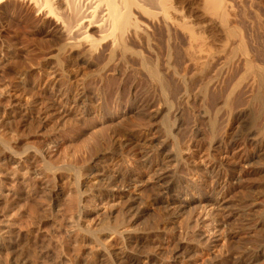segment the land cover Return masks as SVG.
<instances>
[{"label":"bare ground","instance_id":"obj_1","mask_svg":"<svg viewBox=\"0 0 264 264\" xmlns=\"http://www.w3.org/2000/svg\"><path fill=\"white\" fill-rule=\"evenodd\" d=\"M23 1L38 12L39 20L58 21L61 17L57 11H61L64 18L56 23V31L65 35L67 41L59 55L47 63L55 65L60 78L40 74L39 99L33 103L17 102L8 112V125L16 132L54 133L76 128L87 113L89 102L92 103L90 99L94 98L86 96L88 88L79 78L90 75L99 59H106L107 63L95 71V80L103 83L108 78L112 84L118 83V79L124 82L125 74L122 75L119 68L124 65L128 71H133L134 78L145 76L148 81L160 85L161 94L170 98L173 91L165 80L167 74L159 68V57L153 53L156 55L150 58L143 50L157 49L155 41L159 32H164L168 38L167 57L171 70H174L175 47L180 40L190 56L206 57L208 61L213 56L209 53L218 43L229 60L236 53L245 58V74L225 102L228 121L236 111L238 97L235 95L242 82L247 80L251 91L257 87L264 92V59L255 40L257 25L254 27L256 23L250 22L263 17L264 0ZM7 2L10 4L12 0H0V5ZM249 14H253L252 19L248 18ZM234 39L238 40L237 47ZM130 58L139 60L138 69L130 65ZM207 87L202 95L205 102L215 94L214 89L209 95ZM184 98L187 106L189 102H196L195 98ZM260 102L264 106V99ZM92 107L90 105L89 109ZM178 113L171 117L173 123L168 132V136L177 141L183 126L179 124L181 116ZM157 118L158 113L154 119ZM217 126L214 122L209 136L196 129L192 140L183 146L175 141L177 148L173 152L167 151L171 147L165 142L156 151L147 148L148 151H142L141 147L150 138L148 131L128 135L121 141L116 138L119 140L116 152L104 156L103 167L95 163L84 170L61 169L48 162L47 170L56 185L70 183L77 198L79 196L78 211L74 214L76 229L81 234V255L79 251L80 256H76V260L73 258L72 264H264V166H254L258 158L264 157V142L240 141L233 136L228 141L233 152L251 145L255 153L249 156L247 151L245 160L236 153L229 161L218 159L215 153L227 157L229 149L224 151L222 146L229 137V127L227 124ZM184 147L187 154L183 153ZM203 153L213 159L209 166L195 161ZM113 164L118 166L116 171H101ZM147 175L148 179L144 180ZM97 203L115 205L109 212L98 213L100 218L92 219L93 223L90 221L91 224L85 226V218L96 214L94 210L86 212L85 209ZM230 216L238 217L242 223L232 233L226 226ZM0 237L2 249L8 250L10 246L5 237ZM3 264L16 263L6 261Z\"/></svg>","mask_w":264,"mask_h":264},{"label":"rangeland","instance_id":"obj_2","mask_svg":"<svg viewBox=\"0 0 264 264\" xmlns=\"http://www.w3.org/2000/svg\"><path fill=\"white\" fill-rule=\"evenodd\" d=\"M23 2V0H12L10 4L7 2L0 5V236L5 237L8 247H11V249L9 247L10 250L4 251L2 237H0V264L6 261L16 264H67L70 262L72 264L74 259L81 255L79 244L81 234L75 226L79 196L77 198L75 189L70 183L56 185L53 176L47 170L48 162L61 169L74 167L84 170L95 166V163L103 167L104 156L109 157L116 152V142L119 141L117 139L121 141L126 136L135 135L141 131L151 133L148 136L151 140L148 139V143L141 147L142 151L146 148L150 149L149 151H156L161 144L169 143L167 145L171 148H167V151L173 152V150L176 151L178 141V144L181 143L182 146L188 143L186 141L190 142L195 136L196 129H201L209 136L214 122L216 126L218 125L217 127L225 126V124L229 127V137L222 146L224 151L229 149L227 157L222 153L217 155L215 153L218 159L229 161L231 156L237 154L239 158L245 160V156L255 153V148L251 145L245 149L241 148V151L233 152V148L228 144L233 136L240 141L264 142V106L259 104L264 99L261 97L264 96V92L257 90V87L253 89L254 92L251 91L247 87V80L242 82V86L240 85L238 95H235L238 97L236 111L233 112L231 120H227L229 115L225 109V102L230 92L234 90V85L236 86L240 77L245 74L243 73L245 58L236 53V56L229 60L230 58L224 55L222 50L224 48L221 49L222 45L217 42L218 47L217 44L214 47L218 49L212 48L213 51L209 53L210 57L213 55L212 57L215 58L211 57L212 60L209 57L208 61L206 57L201 59L198 55L190 56L188 50H185L187 48L184 42L180 40L175 47L177 55L172 63L174 71L168 64V38L164 32H159L156 36L158 50H143L150 58H154L156 54L159 57V68L165 75L167 74L165 80L169 81L170 85H167L173 91L170 98L161 94L160 85L148 81L145 76L141 77L143 79L134 78L133 71H128L129 69L124 65L119 67L121 74H125L124 82L118 79V83L115 81L112 84L107 80L108 78L103 83L95 80L93 75L107 63L106 59H99L96 61L97 70L95 67L90 71L91 76L79 78V82L84 83L86 89L88 88L85 92L86 96L94 98L90 99L93 105L89 102L86 108L88 114H85V119L84 117L80 119L76 128L68 129L67 133L34 131L28 133L12 130L8 125V112L17 102L33 103L39 99L37 90L40 74L45 73L58 78V69L55 65H47V63L59 55L62 45L67 41L65 35L56 31V23L64 18L61 11H57L58 17L62 18L57 17L58 21L56 19L39 20L41 17L36 14L38 12H34L28 4L26 5V2ZM261 15L262 18L260 15L258 18L254 16L257 20L254 22L253 14H249L251 18L249 16L248 18L252 21L248 20L252 24L256 23L253 24L254 27L257 25L254 28L257 35L254 36L257 37L255 39L259 46L257 48L261 49L262 59H264V13ZM237 41L233 40V44L236 43L235 47L238 45ZM130 61L131 66L139 67L140 62L136 58H130ZM205 87L208 88L209 95L215 89V94L210 95L211 99L209 97V101L206 102L202 96ZM186 96H189V99L195 98L196 102H189L187 106L184 103L185 98L183 99ZM90 105L94 108L89 109ZM177 111L181 116H179L181 119L179 124L183 125L178 141L177 138L173 140L168 136L173 123L171 117ZM157 113L158 118L154 119ZM195 116H197L196 119H193ZM195 124L197 128H194ZM182 150L184 154L188 153L187 148L184 147ZM200 155L195 161L204 166L212 163L213 159L208 157L207 153ZM125 161L129 162L128 159ZM114 165L101 171L109 173L116 171L118 166ZM261 165L264 166V157L258 158L254 163L256 168L262 167ZM148 177L149 175L144 180ZM93 198L95 199L96 195ZM114 205L115 203H97L92 207L86 206L88 209H85L86 212L94 210L96 214L88 219L85 218V226L93 223L94 218H98L100 213L109 212ZM241 224L238 217L230 216L226 226L232 233L239 229ZM78 252L80 255L77 254Z\"/></svg>","mask_w":264,"mask_h":264}]
</instances>
